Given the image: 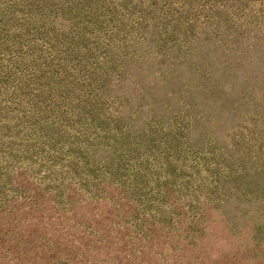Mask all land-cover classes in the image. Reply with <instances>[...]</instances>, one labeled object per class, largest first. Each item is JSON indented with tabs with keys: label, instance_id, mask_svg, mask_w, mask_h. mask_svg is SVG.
Segmentation results:
<instances>
[{
	"label": "rangeland",
	"instance_id": "rangeland-1",
	"mask_svg": "<svg viewBox=\"0 0 264 264\" xmlns=\"http://www.w3.org/2000/svg\"><path fill=\"white\" fill-rule=\"evenodd\" d=\"M0 264H264V0H0Z\"/></svg>",
	"mask_w": 264,
	"mask_h": 264
}]
</instances>
